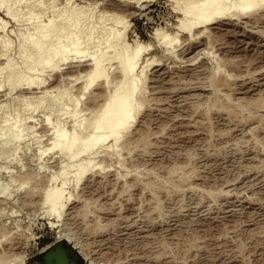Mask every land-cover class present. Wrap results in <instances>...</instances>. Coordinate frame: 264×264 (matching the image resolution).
I'll use <instances>...</instances> for the list:
<instances>
[{"label": "rangeland", "instance_id": "rangeland-1", "mask_svg": "<svg viewBox=\"0 0 264 264\" xmlns=\"http://www.w3.org/2000/svg\"><path fill=\"white\" fill-rule=\"evenodd\" d=\"M0 1L16 9L14 17L0 4V30L8 29L0 34L12 39L1 67L9 56L15 69L23 67L33 51L21 53L23 37L35 23L61 14H79L85 30L93 25L96 42L110 27L125 26L128 42H149L144 56L160 62L147 68L146 101L116 157L97 153L100 162L77 186L76 166H68L66 190L73 195L59 217L42 198L48 185L61 184V164L67 163L49 148L51 126L72 130L76 97L79 117L95 112L93 87L81 90L89 57L71 55L59 69L35 63L12 91L7 69H0V81L8 84L0 89V264H43L44 249L60 238L69 240L82 264H264L263 8L257 18L225 15L210 24L209 35L195 36L176 26L181 11L174 0ZM165 31L179 34L173 51L157 41ZM111 61L110 75L119 79ZM28 75L44 86L27 87ZM98 81L95 91L104 92ZM15 119L23 123L18 141L4 129ZM83 154L79 159L87 158ZM53 173L59 177L50 181Z\"/></svg>", "mask_w": 264, "mask_h": 264}, {"label": "bare ground", "instance_id": "bare-ground-1", "mask_svg": "<svg viewBox=\"0 0 264 264\" xmlns=\"http://www.w3.org/2000/svg\"><path fill=\"white\" fill-rule=\"evenodd\" d=\"M97 1H96V3H97ZM136 1L139 2V0H136ZM174 1H175V3H177L179 5L178 7L181 11L179 19L178 20L176 19L177 20L176 26L181 31L186 32L188 34L192 33L193 35L199 34V33L209 35L210 31H211V30H209V28L211 29L210 24L212 22H215L216 19H220V18L224 17L225 15L228 17V15H230V16L238 15L239 16L241 14H247V15L253 14L252 17L255 16L257 18V15H254V14L256 12H258L260 8L264 9V0H174ZM0 4L2 6L4 5L7 7L6 11H8L7 12L8 14H10L14 17L16 16V9H14L11 4H9L8 2H4V1H0ZM263 9H261V10H263ZM33 13H34V11L31 14H33ZM33 15H30V16L33 17ZM29 18L30 17H28L27 19H29ZM81 21H82L81 16L79 14H76L74 16L73 15H66L65 16V15L61 14L60 18H58V19H56V17L54 18V16H51V18L47 21L42 22V20H40L39 22L35 23L34 27L32 26L34 28V30L31 33L29 32V35L27 33V36L23 37L24 40L21 41V42H23V43H21L22 47H23V50L21 53H25V49L27 47L33 50L30 54H27V53L25 54L26 58H25L24 66L23 67L20 66L19 69H17V68L15 69L10 56H9V58L6 56L8 58V59L6 58L7 59L6 61L3 60L5 62V64L2 62V64H4V65H2V67L0 65V69H2V70L7 69L6 70L8 72L7 73V75H8L7 79L9 78L8 83L10 86L9 90L11 89V91H12L14 88H17L18 84L21 82V73H24L23 72L24 70L26 71L28 69L29 70L35 69L36 64H40V65H42V67L43 66H48V67L51 66L54 69H56L58 64L59 65L61 64L59 62L61 60H65L66 61L65 63L67 64L68 63L67 59L70 58L71 55H73V58L78 57L77 60H81L82 57L83 58L89 57L88 58L89 61L88 60L87 61L90 64H88V63L87 64H88L90 69L88 68L89 69L88 71H84L85 73L83 72L84 76H85L83 78H85V81L81 87L82 88L81 90H82V93L85 94L86 92H88L93 87V89H91V90L92 91L94 90V91L93 92L90 91L92 94L91 95L92 98L91 97L90 98L93 100L92 104L94 103V105L96 104L98 106L93 108V110H95V112L93 113L92 117L89 119H85V120L82 119L81 117H79L80 110H82L83 108L79 109L80 108L79 103L81 100H80V97L79 98L76 97V100L73 99V101H72V105H73L72 109L70 108L71 109L70 112L68 111L69 114L71 115L72 119H73L72 130L69 129V131H68V129H67V131H66L63 127H60L61 125L57 126V124H58L57 121H56V123H57L56 125H52L53 121H51L50 118H48V119L46 118V121L48 120L49 125L50 126L52 125L51 127H54V129H55V131H54V129L52 128L54 131V136H52L53 141L51 142V144H49L50 145L49 148H51L53 150L56 149L57 152H60V154L63 155V158H67V161H63L64 163L65 162H67V163H65V164L62 163L61 164L62 165L61 170L59 169L60 172L58 171L59 175H61L63 177L62 178L63 181H61V184L59 186L56 183L55 184L51 183L50 185H48V187L44 191V197H42L44 202L49 205L48 212L51 215L55 214L58 217L62 215L61 209L65 205V200L70 199L71 196L73 195L72 191H69L70 192V194H69V192L66 190V184H67V179H68L67 175L70 173V169L68 172V168L70 167L69 165L74 164L76 166L75 171L73 172V173H75V174H73V177H74L73 180L75 181V184L77 186V184H79V182L84 178V176L90 170H92L98 162H100V161H98V162L96 161L97 162L96 163L94 161L95 157L97 156L96 155L97 153H99V152L101 153V151L102 152L105 151L108 154H114V153H117L116 152L118 150L117 148L121 144H123V141L125 143H127V141L125 139L128 138L129 134H131V130H132L131 127H133L132 125L134 124V121L136 120V117H137L138 113L140 112V109L143 107V105L145 103L144 100L146 101V99H145L146 98L145 97V91H146L145 90V81H146V77H147V68L152 63L160 64V62L156 61L155 58H153V57H150V58L147 57L146 58L144 56V54H145L144 52L146 50L148 51L150 49V43L149 42L142 43L140 41L141 43H139V42L137 43V41H136L135 45H133V44L131 45V43L128 42V40L126 38L127 33H126L125 26H123L124 29H122V30H119V28H117L118 30H116V29H112L110 27V30L107 29L108 31L105 32V34L102 33V37L99 38L100 40L96 39L97 40V42H96L95 41L96 35L94 36V26L92 25L88 28L86 27V30H85V29H83L84 27H82L83 24ZM116 21H121V19L119 20L117 18ZM2 24H3V22H2ZM4 24L1 25V27H4ZM6 30H8V29H6ZM6 30H4V31H6ZM0 31H2V29ZM4 31H2V32H4ZM6 33H7V31H6ZM5 35H7V34H4V36ZM9 35H7L6 37L3 38V35L1 36V34H0V36L2 37V38L0 37V55L1 56L5 52L4 50L7 51L8 47H9L8 43H10L9 41L12 40L10 37L8 38ZM178 35H179L178 33L173 35L170 32L165 31L159 35H156L157 36L156 38H158L157 39L158 42H160L161 44H164L166 49L171 48V50L173 51L172 45L176 46L175 41L178 39ZM190 38H192V36ZM9 39H11V40H9ZM48 42H50V43H48ZM177 43H178V41H177ZM91 44H93L92 46H94V50L89 51V49H91V47L89 48V46ZM118 45H120V46L118 47ZM111 48L112 49L114 48L113 54L110 53L111 55H109V51L112 52ZM167 51L168 50H166V52ZM172 51L169 50V52H172ZM1 56H0V58H1ZM3 56H4V54H3ZM75 59H73V60H75ZM111 59L112 60L115 59V61L117 62V65H118L117 68L119 70V73L117 71V74L120 75L119 79H118V77H116V76H118L116 74H115V78H117V79L113 78L114 74H112V76L110 75L111 74L109 71V69L111 68L110 65L113 64ZM77 60H75V61H77ZM106 60H110V62H112V63L111 64L106 63ZM62 63H64V62H62ZM106 64L107 65L110 64V65H108V66H110L109 69H108V66ZM58 67H57V69H59ZM60 67H61V65H60ZM31 71H33V70H30V72ZM31 74L33 77L35 76V75H33V73H30V75ZM36 74H37V72H36ZM30 75H28V76L30 77ZM36 76H38V74ZM80 76H82V75H80ZM7 79L5 81H7ZM26 80H25V82H26ZM98 80L101 81L102 87L106 88V89L104 88L105 90L102 88L104 90V92L103 91L102 92L101 91L100 92L95 91V89H94L95 86H93V85L96 84L97 83L96 81H98ZM214 80H216V79H214ZM42 81L43 80H39L36 78L29 79L27 81L29 84L26 83L27 84L26 86L28 87V85H29L30 88H33L35 86L31 87V85H34L35 83L37 85H40L42 83L40 86H44L43 84L45 81L44 82H42ZM2 82H4V81L3 80L0 81V87L2 85L7 84L6 82H4L5 84L4 83L2 84ZM98 83H100V82L98 81ZM213 83H214V81H213ZM21 84H22V82H21ZM23 85H25V84H23ZM23 85H21V87ZM220 85H221V83H220ZM53 86L54 85H52V87ZM96 86L98 87V84ZM99 86H101V85L99 84ZM3 87H1L0 89H3ZM218 88H219V86H218ZM41 89H43V91H44V88H41ZM6 90H8V89H6ZM9 90H8V93H9ZM48 91L49 90L45 89L44 92L46 93ZM66 92H67V90H66ZM66 92H63L61 94V96H64V95L66 96V94H65ZM94 105H92V107ZM33 109H35V107ZM31 116L29 115V117H31ZM33 119H35V118H33ZM19 122H20L19 119L18 120L15 119V121L12 123H5V121H4V123H5L4 129H6L5 130L6 132L10 133V134L8 133L7 136L11 135V137H10L11 139L9 138V140H12V137H14V139H15L14 141H18L19 138L21 139L22 137H24V135L22 136V133H23L22 129H20L21 128L20 124L22 123V121L20 124H19ZM33 125H32V127H33ZM4 129H2V130H4ZM5 131H3V133ZM136 137H137V135H136ZM169 137H171V136H169ZM108 140H110L111 142L108 143ZM99 148H103V149L99 150ZM41 151L44 152L45 150L43 151V149H42ZM85 152H87L88 154ZM83 153L88 155L87 158ZM41 154L42 153L40 152V155ZM81 154H83V156H85V159H84V157L81 158L83 160L79 159ZM118 155H119L118 159H120V160L124 157L123 156L122 158H120V153ZM114 156H115V154H114ZM114 156H111V157H114ZM101 159H104V158H101ZM63 160H65V159H63ZM120 162L122 163L123 160ZM120 165H122V164H120ZM59 175H58V173H55V174L53 173L51 178H50V181L54 180L57 176L59 177ZM150 184H151V182H150ZM153 188L155 189V187H153ZM66 191L68 192L67 195L65 194ZM60 239H66V238H60ZM20 264H23V263H20Z\"/></svg>", "mask_w": 264, "mask_h": 264}, {"label": "water", "instance_id": "water-1", "mask_svg": "<svg viewBox=\"0 0 264 264\" xmlns=\"http://www.w3.org/2000/svg\"><path fill=\"white\" fill-rule=\"evenodd\" d=\"M73 248L67 239L53 241L41 255L43 264H82Z\"/></svg>", "mask_w": 264, "mask_h": 264}]
</instances>
